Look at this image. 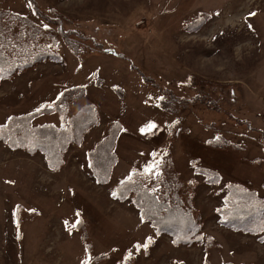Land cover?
Masks as SVG:
<instances>
[{"label": "rangeland", "instance_id": "rangeland-1", "mask_svg": "<svg viewBox=\"0 0 264 264\" xmlns=\"http://www.w3.org/2000/svg\"><path fill=\"white\" fill-rule=\"evenodd\" d=\"M0 4L38 25L56 23L52 35L63 60L0 81V126L52 103L70 86L87 91L71 105L72 114L95 97L101 115L84 141L69 145L58 171L43 153L31 155L28 147L15 151L0 141V264H83L89 256L90 264H264V232L228 230L216 214L232 181L264 195V0ZM63 38L78 45L80 57ZM162 89L185 109L174 116L168 112L174 104L161 108ZM207 97L220 102V112ZM42 116L36 124L59 123ZM118 120L123 124L117 160L107 181L99 183L89 169L88 150ZM149 122L157 127L142 133ZM211 125L227 130L234 144L225 150L208 147ZM240 146L244 151H235ZM161 153L160 161L171 158L173 168L155 161ZM195 159L218 170L220 183H204L191 164ZM153 161L158 174H145ZM133 170L152 192L170 188L164 192L169 200L191 198L204 242L174 245L142 218L134 196L119 200L112 194Z\"/></svg>", "mask_w": 264, "mask_h": 264}, {"label": "trees", "instance_id": "trees-1", "mask_svg": "<svg viewBox=\"0 0 264 264\" xmlns=\"http://www.w3.org/2000/svg\"><path fill=\"white\" fill-rule=\"evenodd\" d=\"M44 25L48 27L45 28ZM56 25L49 20H44L42 25H38L27 16L5 11L0 4V81L12 80L21 73L35 70L43 63H61L63 60L58 52L59 48H55L57 38H53L52 35ZM63 42L74 56H81L82 50L77 44L69 41L68 38H63ZM197 82L195 80V83ZM166 90L162 89L163 99L159 101V105L162 108L174 104V108L168 112L176 116L185 109L176 107L183 102L175 100ZM86 95L87 91L84 87L70 86L60 91L52 103L38 107L39 111L26 117L11 116L6 124L0 126V141L7 143L10 149L15 151L16 149L23 151L28 147L31 155L43 153L50 169L60 170L65 165L64 157L69 151V145L78 140L84 141L85 135L100 122L101 115L95 97L90 102L84 103L77 113L70 112L71 105L84 99ZM206 99L212 109L220 112L219 101H209V97ZM40 116L41 118H57L59 123L48 121L36 124ZM175 122L170 124L169 128ZM113 123L106 136H102L103 139L95 143L93 149L88 150L89 169L99 183L107 181L117 160L115 150L123 122L118 120ZM210 127L214 134L206 139L205 143L208 147L225 150L234 144L228 139L230 135L227 130H221L216 125ZM235 151H244V148L240 146ZM162 154H159L158 159L155 160L157 163ZM164 158L166 162L160 161L162 166L166 163L163 166L164 169L173 168L171 158ZM191 164L196 167L195 173L203 176L204 183L208 185L220 183L221 173L218 170L203 167L198 159L193 160ZM141 179L140 172H136L132 182L125 180L123 184L120 183L115 197L125 200L129 196H134L132 202L139 209L142 218L156 229L157 235L169 236L174 245L191 248L204 242L202 225L196 217L191 198L182 200L174 196L175 200H169V196L164 195V192L170 188L152 192L143 186ZM226 189L223 204L216 208L219 224L228 230L250 236L263 233L264 195L260 194L256 188L247 187L239 181L227 184ZM127 195L128 197L125 198Z\"/></svg>", "mask_w": 264, "mask_h": 264}, {"label": "snow or ice", "instance_id": "snow-or-ice-1", "mask_svg": "<svg viewBox=\"0 0 264 264\" xmlns=\"http://www.w3.org/2000/svg\"><path fill=\"white\" fill-rule=\"evenodd\" d=\"M250 15H254V13H250ZM44 27L47 28L48 25H44ZM249 27L251 28L252 25L249 24ZM161 99H163V98H161ZM37 111H39V109H37ZM156 127H157V125H156L155 123H153V122H149L147 125H145L144 127H142V128L140 129V131H141L142 133H144V132H150L152 129H155ZM155 155H156V154L153 153V156H155ZM157 169H158V165L155 163V161H153L151 164L145 165V167H144V169H143V172H144L145 174L154 175V174H158ZM135 171H136V170H133V174L135 173ZM126 180L129 181V182H132V180H133V175L130 174L128 177H126ZM121 183L123 184L124 181H121ZM112 194H113L114 196L116 195L115 192H113ZM66 223H67V222H66ZM148 240L151 242V237H149ZM136 247H137V249H139V248L141 247V245H140V244H137ZM143 247L147 248L148 245L145 244V245H143ZM131 255H132V253L129 252V253H128V256L130 257ZM90 261H91V257L89 256L88 258L85 259V261L83 262V264H90Z\"/></svg>", "mask_w": 264, "mask_h": 264}]
</instances>
